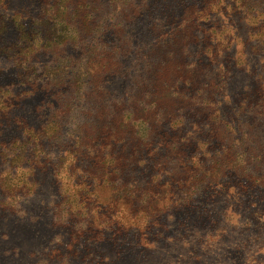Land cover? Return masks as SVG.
<instances>
[{"label":"rangeland","instance_id":"374dc122","mask_svg":"<svg viewBox=\"0 0 264 264\" xmlns=\"http://www.w3.org/2000/svg\"><path fill=\"white\" fill-rule=\"evenodd\" d=\"M130 1H97L81 37L46 47V1L0 0V264H264L263 130L208 132L204 109L170 95L224 78L234 116L230 93L264 80V0ZM24 27L41 28L26 47ZM161 48L174 118L134 122Z\"/></svg>","mask_w":264,"mask_h":264},{"label":"trees","instance_id":"16d2710c","mask_svg":"<svg viewBox=\"0 0 264 264\" xmlns=\"http://www.w3.org/2000/svg\"><path fill=\"white\" fill-rule=\"evenodd\" d=\"M47 3V6L44 8V10H51L50 13L47 15L46 20L44 21V25L47 26V30H40L42 34V38L46 43V47H50L52 45H63L67 46L71 40L74 38L81 37L80 34L82 33L83 25H88V22H92V18L95 14L96 10H92L95 8V3L99 0H81V4L75 3L74 0H44ZM110 3L119 2L121 0H109ZM126 2H130V0H126ZM82 5H86V8H82ZM121 5V4H120ZM126 5V4H125ZM111 6H114L113 4ZM97 7V6H96ZM83 10V14H81V10ZM96 9V8H95ZM71 10V11H70ZM29 27H24V31H22L21 39L23 46H27L30 41H32V38L38 35L37 32L38 29L41 28H35L31 29ZM26 30V31H25ZM33 31V32H32ZM92 33V30H90ZM44 33V34H43ZM155 47V46H154ZM159 47V46H157ZM160 55L158 58L157 63L154 62L152 64L151 60L147 61L149 64L150 70V77L146 78L145 82L143 83V86L141 90L139 91V94L135 100L136 105L132 107V111H129L127 114L130 115L131 118H133L134 122L140 121L142 124H148L150 121H156V122H164L169 119L174 118V113H164L161 109V103L164 97H166V94H168V88L170 85V82L168 80H164L161 76V73L164 72V70H171L169 69L170 60H165V53L162 52V48L160 51ZM18 54H21V52H18ZM113 54V52H112ZM167 54H170V52H167ZM104 67V66H103ZM117 67V66H116ZM108 70L106 68H96V72H101L100 74L106 73ZM260 79H264V74H260ZM221 78V77H220ZM82 79H78V83ZM186 84L185 88L186 90H181V93H183L184 97H181L179 94V84ZM195 83H198V81L193 77L189 76L186 77L183 81H178L177 89H173V92H170V95H177L178 98H184V102H190L194 101V105H197L200 107V109H204V114H207V116L210 117L212 120V124L214 128L211 126L208 132H213L215 128H219L221 125L227 128V131L230 133H233L232 130L236 129L239 131H242L244 126L250 125V123H257L256 128L263 130L264 132V80L258 81V85L255 89L250 88H244L241 90V95L236 96L234 90L230 93V96L228 97L230 103H233L234 110L237 111L236 113H233L234 116L229 117L225 113H220V108L218 107V104L222 101V98L225 97L224 92L226 89L227 80L222 78L218 83H215L213 86L208 87V90L199 89L196 92H194L193 89L195 87ZM192 89V90H191ZM224 95V96H222ZM221 97V100H219ZM234 100H231L233 99ZM131 99V97H130ZM262 109L259 113L257 112V109ZM210 112L209 115L207 112ZM231 114V113H229ZM108 116V115H106ZM109 116H111L109 114ZM259 119V122L258 120ZM125 115L123 114L117 121L114 122L116 124V128H113V136L111 134H108L107 138L109 139V142L104 143V156L108 159L111 147L115 143V136L119 135L122 128H124ZM208 120V119H207ZM223 123V124H221ZM108 124V125H107ZM221 124V125H217ZM111 123L108 122L103 126V129H109ZM210 125V124H208ZM226 133V132H225ZM246 133V132H245ZM245 133H242L243 135ZM228 134V133H226ZM212 138L216 139L218 142L221 140L220 137H218L216 134L212 135ZM116 140H118L116 138ZM207 144L208 142H202ZM171 150H174V155H172V158H177L179 160L176 163H180L184 165H187V160H183L182 156V148L178 147V141L172 143H169ZM83 146L78 145V149L76 150L79 153H82L83 151L80 149ZM38 152L41 151V146H38L36 148ZM138 155H140L139 152L136 153V159L133 163V166H137L139 163ZM78 158V157H77ZM173 159H166L165 167L170 161ZM174 169H178L179 166L176 165L173 167ZM165 169L163 173H165V176H169L173 180V170L170 168ZM60 175V174H59ZM58 175V176H59ZM57 176V178H58ZM61 178V177H60ZM105 181L103 180L101 183V186H105ZM8 185V184H7Z\"/></svg>","mask_w":264,"mask_h":264}]
</instances>
